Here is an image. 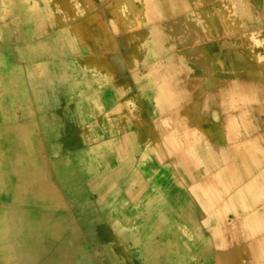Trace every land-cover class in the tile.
<instances>
[{
	"label": "crops",
	"instance_id": "0c3cea01",
	"mask_svg": "<svg viewBox=\"0 0 264 264\" xmlns=\"http://www.w3.org/2000/svg\"><path fill=\"white\" fill-rule=\"evenodd\" d=\"M220 9L204 0H0V187L13 188L0 191V264H221L227 242L215 233L241 234L244 214L207 221L192 192L201 178H181L160 124L198 130L203 152L226 148L213 130L243 110L219 109L214 123L212 100L244 87L243 35H222L210 15ZM11 163L27 175H11ZM24 180L38 191L18 192Z\"/></svg>",
	"mask_w": 264,
	"mask_h": 264
},
{
	"label": "bare ground",
	"instance_id": "6f19581e",
	"mask_svg": "<svg viewBox=\"0 0 264 264\" xmlns=\"http://www.w3.org/2000/svg\"><path fill=\"white\" fill-rule=\"evenodd\" d=\"M204 1H219L221 3L220 12L217 10L210 13L212 17L217 19L220 24V29L222 30V35L225 33L234 34H242L245 30L244 28V20H243V9L242 5L239 4V9L234 10L233 5L229 3V0H204ZM68 2V1H67ZM189 2V1H188ZM194 3V2H193ZM92 4V3H91ZM190 5V2H189ZM211 5V4H210ZM215 5V4H214ZM213 5V6H214ZM207 6V5H206ZM197 7V6H196ZM195 8V7H194ZM210 8V7H209ZM263 9V8H262ZM195 10V9H193ZM206 11V10H205ZM190 12V11H189ZM259 12V11H258ZM198 13V12H197ZM205 13V12H204ZM195 14V13H194ZM185 15V14H184ZM190 15V14H188ZM197 15V14H196ZM202 15V14H201ZM167 16V15H166ZM209 17V16H208ZM206 17V18H208ZM98 18V17H97ZM168 18V17H167ZM170 18V17H169ZM205 18V17H203ZM190 19V18H189ZM193 20V19H192ZM208 20V19H207ZM171 21V20H170ZM96 22V21H95ZM211 22V21H210ZM213 22V21H212ZM215 22V21H214ZM1 23V22H0ZM98 22H96L97 24ZM217 23V22H216ZM209 24V23H208ZM104 25V24H103ZM158 25V24H157ZM160 25V24H159ZM210 26V25H209ZM168 27V26H167ZM146 28V27H145ZM149 28V27H148ZM213 28V27H212ZM215 29V28H214ZM142 30V29H141ZM212 30V29H210ZM215 31V30H214ZM146 32V31H145ZM143 32V33H145ZM164 32V31H163ZM216 32V31H215ZM220 32V30H219ZM136 33V32H134ZM214 33V32H213ZM203 34V33H202ZM212 34V33H211ZM129 35V34H128ZM144 35V34H143ZM168 37V36H167ZM221 37V36H220ZM232 37V36H231ZM264 37V36H263ZM205 38V37H204ZM227 38V37H226ZM165 39V38H164ZM112 40V39H111ZM154 40V39H153ZM167 40V39H166ZM215 41V39H214ZM217 41V40H216ZM215 41V42H216ZM203 42V41H202ZM127 43V42H126ZM131 43V42H130ZM214 43V42H213ZM252 43V42H251ZM161 44V43H160ZM208 44V43H207ZM146 45V44H145ZM206 45V44H205ZM209 45V44H208ZM218 45V44H217ZM249 46V45H248ZM32 47V46H31ZM254 47V46H253ZM124 48V46H123ZM201 48V47H200ZM35 49V48H34ZM144 49V48H143ZM146 49V48H145ZM169 49V48H168ZM212 49V48H211ZM124 50V49H123ZM161 50V48H160ZM167 50V49H166ZM204 50V49H203ZM125 51V50H124ZM145 51V50H143ZM205 51V50H204ZM261 51V50H260ZM32 52V51H31ZM118 52V51H117ZM123 52V51H122ZM161 52V51H160ZM164 52V51H163ZM215 52V51H214ZM28 53V52H27ZM119 53V52H118ZM117 53V54H118ZM29 54V53H28ZM49 54V53H48ZM222 54V53H221ZM19 55V54H18ZM23 55V54H22ZM159 55V54H158ZM164 55V54H163ZM180 55V54H179ZM214 55V54H213ZM225 55V54H224ZM160 56V55H159ZM76 57V56H75ZM94 57V56H93ZM203 57V56H202ZM213 57V56H212ZM28 58V57H26ZM78 58V57H77ZM89 59V56L87 57ZM103 58V57H102ZM120 58V57H119ZM143 58V56H142ZM256 58V57H255ZM224 59V58H223ZM52 60V59H51ZM163 60V59H162ZM210 60V59H209ZM217 61V59H215ZM222 60V59H221ZM109 61V60H108ZM220 61V60H219ZM218 61V62H219ZM231 61V60H230ZM93 62V61H92ZM140 62V61H139ZM171 62V61H170ZM178 62V60H177ZM209 62V61H208ZM50 63V62H49ZM104 63H106L104 61ZM141 63V62H140ZM139 63V64H140ZM186 63V62H185ZM220 63V62H219ZM218 63V64H219ZM232 63V62H231ZM93 64V63H92ZM168 64V63H167ZM184 64V63H182ZM221 64V63H220ZM233 64V63H232ZM53 65V64H52ZM124 65V64H123ZM150 65V64H149ZM178 65V64H176ZM186 65V64H185ZM224 65V64H223ZM229 65V63H228ZM62 66V65H61ZM174 66V65H173ZM192 66V65H191ZM209 66V65H208ZM221 65H219L220 67ZM255 70L249 73V76H256V81H251L252 83L248 86L241 87L240 89H229L223 90L220 92L218 98H213L212 101H217V105H213V107L217 109H213V122L215 123L218 119V111L222 110V116H224V112L227 109H241L243 111H239L238 115L234 118H226L222 119L221 127H217L213 130L214 132V142L218 144L225 145L226 148H218L222 149L220 152L210 150L209 146L203 152L201 148H197L199 142H203L202 136L199 135L198 130H196V134L192 133L185 128L173 124L168 121L160 122L162 125V135L164 137V141L167 143L170 154L174 156L175 164H179L181 178L186 180H191L193 178L199 179L201 181L198 185L193 186L192 192L195 196V201L202 206V210L204 211L207 217V221L214 226H221L227 221V215L235 214V211H240L244 214L245 218L243 219V227L247 226V231L252 233H258L264 230V134L259 135L260 133L253 132L254 124H250V117L254 118L253 113H264V106H260V74L261 67L259 58L253 64ZM102 67V66H101ZM112 67V66H111ZM114 67V66H113ZM189 67V66H188ZM224 67V66H223ZM227 67V66H226ZM234 67V66H233ZM29 68V67H28ZM145 68V67H144ZM206 68V67H205ZM64 69V68H63ZM63 69H61L63 71ZM223 69V68H222ZM230 69V67H229ZM197 70V69H195ZM224 70V69H223ZM228 70V69H227ZM184 71V70H183ZM202 71V70H201ZM100 72V71H99ZM137 72V71H136ZM185 72V71H184ZM228 72V71H227ZM230 72V71H229ZM246 72V71H245ZM25 73V72H24ZM83 73V72H82ZM186 73V72H185ZM200 73V72H199ZM233 73V72H232ZM244 73V72H243ZM51 74V73H50ZM183 74V73H182ZM181 74V75H182ZM204 74V73H203ZM209 74V73H208ZM70 75V74H69ZM206 75V73H205ZM211 75V74H210ZM209 75V76H210ZM119 76V75H118ZM122 76V74H121ZM136 76V75H135ZM141 76V75H140ZM176 76V74H175ZM208 76V77H209ZM71 77V76H70ZM83 77V76H82ZM184 77V76H183ZM244 77V76H243ZM252 77V78H253ZM116 78V77H115ZM136 77H134L135 79ZM175 78V77H174ZM173 78V79H174ZM200 78V77H199ZM207 78V77H206ZM54 79V78H53ZM118 79V78H117ZM67 80V79H66ZM74 80V79H73ZM83 80V79H82ZM210 80V78H209ZM219 80V79H218ZM230 80V79H229ZM228 80V81H229ZM244 80V79H242ZM247 80V79H245ZM137 81V80H136ZM214 81V80H213ZM36 82V81H35ZM61 82V81H60ZM82 82V81H81ZM175 82V81H174ZM199 82V80H198ZM201 82V81H200ZM221 82V81H220ZM89 83V82H88ZM177 83V82H176ZM188 83V82H187ZM186 83V84H187ZM19 84V83H18ZM42 84V82H41ZM175 84V83H174ZM198 84V83H197ZM228 84V82H227ZM226 84V85H227ZM2 85V84H1ZM61 85V84H60ZM191 85V84H189ZM229 85V84H228ZM32 86V85H31ZM55 86V85H54ZM53 86V87H54ZM58 86V85H57ZM72 86V85H71ZM85 86V85H84ZM196 86V85H195ZM220 86V85H217ZM28 87V86H27ZM45 87V86H44ZM59 87V86H58ZM69 87V86H68ZM176 87V86H175ZM223 87V86H222ZM2 88V86H1ZM55 88V87H54ZM53 88V89H54ZM174 87H172L173 89ZM191 88V87H190ZM198 88V87H197ZM201 88V87H200ZM212 88V87H211ZM20 89V88H19ZM51 89V88H50ZM49 89V91H50ZM60 89V88H59ZM176 89V88H175ZM210 89V88H209ZM219 89V88H218ZM226 89V88H225ZM41 90V89H40ZM69 90V89H68ZM72 90V89H71ZM91 90V89H90ZM89 90V91H90ZM174 90V89H173ZM204 90V89H203ZM214 90V89H213ZM1 91V90H0ZM48 91V90H46ZM48 91V92H49ZM177 91V90H176ZM180 91V90H179ZM211 91V90H210ZM41 92V91H40ZM48 92L46 94H48ZM52 92V91H51ZM175 92V91H174ZM201 92V91H200ZM38 93V92H37ZM91 93V92H90ZM1 94V93H0ZM42 94V93H41ZM52 94V93H50ZM54 94V93H53ZM61 94V93H60ZM127 95V94H126ZM49 96V94H48ZM62 97L57 95V97ZM11 97V96H10ZM37 97V96H36ZM56 97V96H55ZM181 97V96H180ZM193 97V96H192ZM63 98V97H62ZM61 98V99H62ZM147 98V97H146ZM59 99V98H58ZM59 99V100H61ZM129 99V98H128ZM33 100V99H32ZM40 100V99H39ZM55 100V99H54ZM53 100V101H54ZM58 100V101H59ZM29 101V100H28ZM56 101V100H55ZM54 101V102H55ZM77 101V100H76ZM57 102V101H56ZM35 103V102H34ZM37 104V103H35ZM257 104V105H256ZM72 105V104H71ZM188 105V104H187ZM42 106V105H41ZM51 106V105H50ZM66 106V105H65ZM189 106V105H188ZM68 107V106H66ZM70 107V106H69ZM79 108V107H78ZM130 108V107H129ZM59 109V107H58ZM61 109V107H60ZM59 109V110H60ZM246 109H249L246 111ZM52 110V109H51ZM55 110V109H54ZM69 110V109H68ZM78 110V109H77ZM184 110V109H182ZM186 110V109H185ZM199 110V108H198ZM9 112V111H8ZM7 112V113H8ZM34 112V111H33ZM48 112V111H47ZM55 112V111H54ZM58 112V111H57ZM69 113V111H68ZM183 113V112H182ZM187 113V112H186ZM18 114V112L16 113ZM21 114V113H20ZM59 114V113H57ZM35 115V114H34ZM64 115V114H63ZM188 115V114H187ZM200 115V114H199ZM202 115V114H201ZM58 116V115H57ZM184 116V115H183ZM189 116V115H188ZM198 116V115H197ZM32 117V116H31ZM35 117V116H34ZM65 117V116H64ZM186 117V116H184ZM62 118V117H61ZM202 118V117H201ZM64 119V118H62ZM61 119V120H62ZM66 119V118H65ZM71 119V118H70ZM76 119V118H75ZM25 120V119H24ZM59 120V119H56ZM69 120V119H68ZM200 120V118L198 119ZM207 120V119H206ZM37 121V120H36ZM60 121V120H59ZM64 121V120H63ZM68 123V121L66 120ZM125 122V121H124ZM188 123V122H187ZM192 123V122H191ZM219 123V122H218ZM42 124V123H41ZM111 124V123H110ZM70 127L71 124H69ZM129 125V123L127 124ZM87 126V125H86ZM192 126V125H191ZM46 127V126H45ZM48 127V126H47ZM77 127V126H76ZM75 128V127H74ZM45 129V128H44ZM81 129V128H80ZM33 130V129H32ZM194 130V129H193ZM77 131V130H76ZM80 133V132H79ZM39 134V133H38ZM53 134V133H52ZM59 134V133H58ZM76 134V132H75ZM44 135V134H43ZM50 135V133H49ZM55 135V134H54ZM53 135V137H54ZM77 136V134H76ZM75 137V135H74ZM60 139V138H59ZM78 140V139H77ZM76 140V141H77ZM61 142V141H60ZM65 142V141H63ZM67 141L65 142V144ZM74 143V142H73ZM83 143V142H82ZM73 145V144H72ZM76 145V144H75ZM106 145V143H105ZM196 145V147H195ZM207 146V144L205 143ZM62 147V145H60ZM91 146V145H90ZM109 146V145H108ZM73 147V146H71ZM80 147V145H79ZM56 148V147H55ZM69 148V147H68ZM78 148V147H77ZM76 148V149H77ZM99 148V147H98ZM61 149V148H60ZM64 149V148H63ZM67 149V148H66ZM65 149V150H66ZM72 149V148H71ZM75 149V148H74ZM86 149V147H85ZM189 149V150H188ZM59 150V149H58ZM73 150V149H72ZM52 151V150H51ZM77 151V150H76ZM81 151V150H80ZM83 151V150H82ZM87 151V150H86ZM140 151V149H139ZM75 152V151H74ZM16 153V152H14ZM82 153V152H81ZM88 153V152H87ZM95 153V152H94ZM50 154V153H49ZM69 154V153H68ZM62 157V156H61ZM79 157V156H78ZM96 157V156H95ZM60 158V157H59ZM71 158V157H70ZM141 158V157H140ZM15 156L12 158L9 156L7 162L14 161ZM55 159V158H53ZM58 159V158H57ZM61 159V158H60ZM63 159V158H62ZM92 159V158H91ZM4 160H6L4 158ZM80 161V160H79ZM19 162V160H18ZM136 162V161H135ZM13 163V162H12ZM9 166L10 174L14 176L19 174L20 176H26V168H24L21 164ZM20 163V162H19ZM54 163V161H53ZM124 163V162H123ZM86 165V164H85ZM136 165V163H135ZM78 166V165H77ZM85 167V166H84ZM92 167V166H91ZM125 167V166H124ZM86 168V167H85ZM127 168V166L125 167ZM132 168V167H131ZM85 170V169H84ZM127 170H129L127 168ZM150 171V170H149ZM167 175L168 170H164ZM103 172V171H102ZM77 173V172H76ZM104 173V172H103ZM61 174V173H60ZM92 176V174H91ZM121 177V176H120ZM135 178V177H133ZM92 179V178H91ZM138 179V178H136ZM75 181V180H74ZM93 181V180H92ZM130 182V181H129ZM142 182V181H141ZM72 183V182H71ZM30 182L26 180L20 182L18 192H28V191H38V189H34ZM10 187L13 191L12 186H7L4 183L2 187H0V191H11ZM33 187V188H32ZM78 187V186H76ZM135 187V186H134ZM79 188V187H78ZM124 189V188H123ZM40 191V190H39ZM140 191V190H139ZM142 192V191H141ZM125 194V193H124ZM137 194V193H136ZM115 196V195H114ZM126 196V195H125ZM81 197V196H80ZM127 197V196H126ZM125 197V198H126ZM114 198V197H113ZM112 198V199H113ZM111 199V201H112ZM78 200V199H77ZM81 200H83L81 198ZM154 200V199H153ZM157 200V199H156ZM161 200V198H160ZM85 201V200H84ZM108 201V200H107ZM114 201V200H113ZM112 201V202H113ZM66 202V201H65ZM74 202H76L74 200ZM111 202V203H112ZM146 202V201H145ZM150 202V200H149ZM162 202V201H161ZM180 205L182 208H192L191 202L189 200H185L180 198ZM73 203V202H72ZM89 203V202H86ZM68 204V203H67ZM172 204V202H171ZM69 205V204H68ZM75 205V204H73ZM71 205V206H73ZM81 206V205H80ZM111 206V205H110ZM145 206V205H144ZM151 206V205H150ZM160 206V205H159ZM29 207V206H28ZM83 207V206H82ZM89 207V206H88ZM36 208V207H35ZM72 208V207H71ZM81 208V207H79ZM112 208V207H111ZM114 208V207H113ZM133 208V207H132ZM161 208V207H160ZM171 209V207H169ZM260 208V209H258ZM37 209V208H36ZM74 209V208H73ZM72 209V210H73ZM76 209V208H75ZM96 209V207H95ZM94 209V210H95ZM144 209V208H143ZM249 209H255V211L250 214H245V212L251 211ZM71 210V209H70ZM71 210V211H72ZM91 210V209H90ZM93 210V212H94ZM114 210V209H112ZM111 210V211H112ZM86 211V210H85ZM85 211L83 213H85ZM117 211V210H116ZM56 212V211H55ZM88 212V211H87ZM90 212V211H89ZM129 212V210H128ZM163 212V211H162ZM82 213V214H83ZM109 213V212H108ZM116 213V212H115ZM164 213V212H163ZM66 214V212L64 213ZM81 214V213H80ZM136 214V213H135ZM31 215V214H30ZM37 215V214H36ZM72 215V214H71ZM85 215V214H83ZM134 215V214H133ZM145 215V214H144ZM32 216V215H31ZM97 217V216H96ZM103 217V216H102ZM71 218V217H70ZM74 218V217H73ZM92 218V217H91ZM99 218V217H98ZM116 218V216H115ZM100 219V218H99ZM67 220V219H66ZM69 221V219H68ZM50 223V222H49ZM64 223V222H63ZM138 223V222H137ZM90 224V223H89ZM100 224V223H98ZM101 224H104L101 222ZM169 225V224H168ZM107 226V225H106ZM95 227V226H94ZM135 227V226H134ZM99 228V227H98ZM122 228V227H121ZM90 229V228H89ZM105 229V227H104ZM130 230V229H129ZM86 231V230H85ZM88 231V230H87ZM97 231V230H95ZM105 230L104 232H108ZM134 231V229H133ZM186 231V230H185ZM83 232V231H82ZM92 232V231H91ZM116 232V231H115ZM135 232V231H134ZM89 233V232H88ZM96 233V232H95ZM99 233V232H98ZM143 233V232H141ZM139 233V234H141ZM230 234H235V241H239L237 237L240 234L232 232L230 230L220 229L219 232L215 233L217 236H221L224 239L223 242H227V237ZM91 234V233H90ZM97 234V233H96ZM95 234V235H96ZM102 234V233H101ZM104 234V233H103ZM114 234V233H113ZM136 234V233H135ZM92 235V234H91ZM93 237L94 239V236ZM107 235V234H106ZM188 235V234H187ZM89 236V235H88ZM102 236V235H101ZM143 236V234H142ZM157 236V235H156ZM172 236V235H171ZM90 237V238H91ZM96 237V236H95ZM89 238V237H88ZM160 238V237H158ZM169 238V237H167ZM161 239V238H160ZM171 239V238H170ZM243 239V236L241 237ZM88 240V239H87ZM109 240V238H108ZM122 240V239H121ZM132 240V239H131ZM169 240V239H168ZM175 240V239H174ZM130 241V240H129ZM153 241V240H152ZM89 242V241H88ZM176 242V241H175ZM217 242V241H216ZM101 243V242H100ZM158 243V241H157ZM156 243V244H157ZM115 244V243H114ZM152 244V243H151ZM224 244V243H223ZM113 245V244H112ZM127 245V244H125ZM175 245V244H174ZM192 245V244H191ZM185 246V245H184ZM102 247V246H101ZM100 247V249H101ZM114 248V247H113ZM194 248V247H193ZM176 249V248H175ZM243 248H241L242 250ZM5 249V253H6ZM121 250V249H120ZM166 250V249H165ZM109 252V251H108ZM200 252V251H199ZM120 253V252H119ZM7 254V253H6ZM121 255V254H120ZM107 256V255H106ZM171 256V255H170ZM182 256V255H181ZM4 257V256H3ZM7 257V255H6ZM5 257V258H6ZM124 257V256H123ZM179 257V256H178ZM109 259V258H108ZM133 259V258H132ZM204 259V258H203ZM202 259V260H203ZM111 260V259H109ZM136 261V260H135ZM138 262V261H136ZM113 263V262H112Z\"/></svg>",
	"mask_w": 264,
	"mask_h": 264
},
{
	"label": "rangeland",
	"instance_id": "374dc122",
	"mask_svg": "<svg viewBox=\"0 0 264 264\" xmlns=\"http://www.w3.org/2000/svg\"><path fill=\"white\" fill-rule=\"evenodd\" d=\"M229 3L233 5L232 8L234 10L239 9V4L242 5L243 9L245 30L243 31V57L241 60L244 72L242 74V77L244 76V86L250 85L253 79V81H256V76H252V78L249 76V73L255 70L253 64L259 58L261 67V74L259 75L261 81L259 102L260 106H264V0H229ZM253 116V120H250V124L255 123L252 127L253 132H259V135L264 134V113H253ZM212 135L214 136V132ZM213 143L217 142H214L213 139ZM195 203L197 209L202 210V206L198 201H195ZM249 210L251 211L245 212L246 215L255 211V209ZM248 228L245 226L242 233H238L243 236L242 243L237 246L239 248L236 247V239L232 238L235 234L229 233L230 236L227 237V243H222L224 246L220 248L221 264H227L230 261L231 264H235L241 259L242 264H264V230L258 233H252L247 231ZM241 248L243 249L241 250Z\"/></svg>",
	"mask_w": 264,
	"mask_h": 264
}]
</instances>
